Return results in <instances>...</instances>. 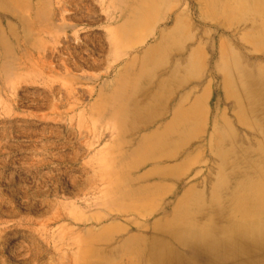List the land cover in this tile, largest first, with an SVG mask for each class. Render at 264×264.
<instances>
[{
    "label": "rangeland",
    "instance_id": "obj_1",
    "mask_svg": "<svg viewBox=\"0 0 264 264\" xmlns=\"http://www.w3.org/2000/svg\"><path fill=\"white\" fill-rule=\"evenodd\" d=\"M253 3L0 0V264H148L233 156L264 175Z\"/></svg>",
    "mask_w": 264,
    "mask_h": 264
},
{
    "label": "bare ground",
    "instance_id": "obj_2",
    "mask_svg": "<svg viewBox=\"0 0 264 264\" xmlns=\"http://www.w3.org/2000/svg\"><path fill=\"white\" fill-rule=\"evenodd\" d=\"M252 1L254 8L264 5ZM233 157L234 165L220 172L207 199L199 192L190 194L191 201L189 195L180 199L174 225L151 238L148 264H264V175L248 156ZM229 169L234 178L227 185Z\"/></svg>",
    "mask_w": 264,
    "mask_h": 264
}]
</instances>
